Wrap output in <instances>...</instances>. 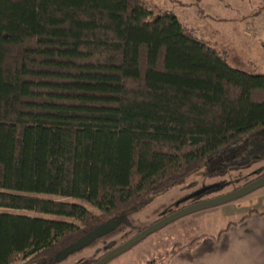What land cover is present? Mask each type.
Returning a JSON list of instances; mask_svg holds the SVG:
<instances>
[{
    "label": "trees",
    "instance_id": "16d2710c",
    "mask_svg": "<svg viewBox=\"0 0 264 264\" xmlns=\"http://www.w3.org/2000/svg\"><path fill=\"white\" fill-rule=\"evenodd\" d=\"M240 64L146 0H0V264H53L205 163L230 166L264 129V73Z\"/></svg>",
    "mask_w": 264,
    "mask_h": 264
},
{
    "label": "rangeland",
    "instance_id": "374dc122",
    "mask_svg": "<svg viewBox=\"0 0 264 264\" xmlns=\"http://www.w3.org/2000/svg\"><path fill=\"white\" fill-rule=\"evenodd\" d=\"M146 4L153 15L171 11L192 35L225 52L227 59L237 58L242 70L264 73V0H146ZM239 144V153L234 154L236 159L230 166L220 158L205 163L181 184L169 187L135 211L125 214L115 229L53 264H89L102 253L103 246L109 249L124 242L159 220L162 214L230 193L263 177L264 129ZM254 209L264 210V185L184 214L104 264L164 263L170 250L196 237L200 240L204 235H216L229 222L238 221ZM12 264H22V260Z\"/></svg>",
    "mask_w": 264,
    "mask_h": 264
},
{
    "label": "crops",
    "instance_id": "0c3cea01",
    "mask_svg": "<svg viewBox=\"0 0 264 264\" xmlns=\"http://www.w3.org/2000/svg\"><path fill=\"white\" fill-rule=\"evenodd\" d=\"M260 212L221 233L204 235L192 248L170 250L163 264H264V210Z\"/></svg>",
    "mask_w": 264,
    "mask_h": 264
},
{
    "label": "water",
    "instance_id": "95a60500",
    "mask_svg": "<svg viewBox=\"0 0 264 264\" xmlns=\"http://www.w3.org/2000/svg\"><path fill=\"white\" fill-rule=\"evenodd\" d=\"M264 185V176L260 179L251 182L235 191H232L230 193H226L221 196L212 197L210 199L200 201L197 203H193L189 206H186L184 208L174 210L164 217L160 218L156 222L152 223L151 225L141 229L138 231L135 235H133L131 238L125 240L124 242L112 246L108 251H106L102 256H100L97 260H95L92 264H104L106 261L110 260L115 255L119 254L120 252L126 250L142 238H144L149 233L157 230L158 228L164 226L165 224L169 223L170 221L187 214L189 212L202 209L208 206H212L227 200H230L232 198L241 196L255 188H258L260 186ZM198 193H195V195ZM131 211H127L126 213H130ZM118 225V222L116 220H108L105 221L98 226L94 227L84 235H82L80 238H78L76 241L62 249L57 255L55 256V262L63 260L66 256H68L70 253L83 248L84 246L91 243L94 239L110 232L111 230L115 229V227Z\"/></svg>",
    "mask_w": 264,
    "mask_h": 264
},
{
    "label": "flooded vegetation",
    "instance_id": "af4514ba",
    "mask_svg": "<svg viewBox=\"0 0 264 264\" xmlns=\"http://www.w3.org/2000/svg\"><path fill=\"white\" fill-rule=\"evenodd\" d=\"M194 203H196V202H194ZM168 213H169V212H168ZM165 215H167V213L162 214V216H161L160 218L164 217Z\"/></svg>",
    "mask_w": 264,
    "mask_h": 264
}]
</instances>
